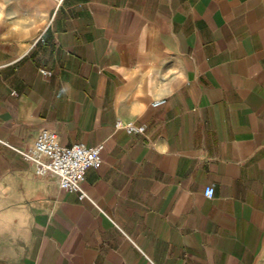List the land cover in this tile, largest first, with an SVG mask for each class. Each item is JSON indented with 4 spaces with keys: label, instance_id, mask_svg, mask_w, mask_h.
Wrapping results in <instances>:
<instances>
[{
    "label": "crops",
    "instance_id": "crops-1",
    "mask_svg": "<svg viewBox=\"0 0 264 264\" xmlns=\"http://www.w3.org/2000/svg\"><path fill=\"white\" fill-rule=\"evenodd\" d=\"M0 264H264V0H0Z\"/></svg>",
    "mask_w": 264,
    "mask_h": 264
},
{
    "label": "built area",
    "instance_id": "built-area-1",
    "mask_svg": "<svg viewBox=\"0 0 264 264\" xmlns=\"http://www.w3.org/2000/svg\"><path fill=\"white\" fill-rule=\"evenodd\" d=\"M43 73L50 74L42 69ZM166 102L165 98L154 99L151 104L155 107ZM117 128H124L129 133H144L146 126L138 125L134 121L123 123L118 120ZM104 143L88 146L86 143L77 142L70 146L62 145L55 131L43 129L35 143L28 149L17 150L24 159L36 164L38 176L53 177L59 187L65 191L78 193L81 199L88 198L89 194L83 186L85 174L90 167H100L103 163L102 150ZM215 189L209 185L204 190V195L213 198Z\"/></svg>",
    "mask_w": 264,
    "mask_h": 264
}]
</instances>
